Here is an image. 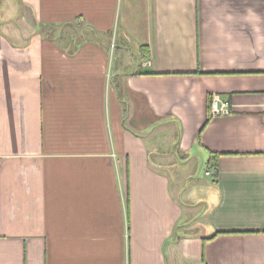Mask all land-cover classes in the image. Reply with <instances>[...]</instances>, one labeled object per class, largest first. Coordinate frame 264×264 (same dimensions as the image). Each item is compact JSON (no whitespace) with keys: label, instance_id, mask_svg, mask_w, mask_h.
<instances>
[{"label":"crops","instance_id":"0c3cea01","mask_svg":"<svg viewBox=\"0 0 264 264\" xmlns=\"http://www.w3.org/2000/svg\"><path fill=\"white\" fill-rule=\"evenodd\" d=\"M0 264H264V0H0Z\"/></svg>","mask_w":264,"mask_h":264},{"label":"rangeland","instance_id":"374dc122","mask_svg":"<svg viewBox=\"0 0 264 264\" xmlns=\"http://www.w3.org/2000/svg\"><path fill=\"white\" fill-rule=\"evenodd\" d=\"M120 61V53L116 52L113 58V64L115 68L117 66L121 67V73L123 74L133 72L137 69L138 63H132L131 59H128L127 63H120ZM172 134L173 132L168 129L156 133L154 138L160 142L161 149L168 148L169 143L175 139V137H172ZM148 142L151 143L152 140L148 139ZM187 160L188 162H186ZM207 172L208 159L204 154L198 153L197 151L189 153L187 157L181 159L180 162L178 161L177 169L170 172L174 195L178 200L180 199L183 202L186 200L197 205L193 211L194 215L202 211L204 207L202 201L207 198L213 188L211 177L207 175ZM181 188L183 189L182 193L180 191Z\"/></svg>","mask_w":264,"mask_h":264},{"label":"trees","instance_id":"16d2710c","mask_svg":"<svg viewBox=\"0 0 264 264\" xmlns=\"http://www.w3.org/2000/svg\"><path fill=\"white\" fill-rule=\"evenodd\" d=\"M222 156V154H211L210 156V160L208 162V169H213V168H217L218 166V160L219 158ZM217 235L211 237L212 238H215ZM210 239V238H209ZM208 239H204V241H206Z\"/></svg>","mask_w":264,"mask_h":264},{"label":"built area","instance_id":"2783aa9c","mask_svg":"<svg viewBox=\"0 0 264 264\" xmlns=\"http://www.w3.org/2000/svg\"><path fill=\"white\" fill-rule=\"evenodd\" d=\"M220 103H221L220 99L219 98H215L214 101H213V109L217 110V108L219 107ZM226 106H228V105L226 104Z\"/></svg>","mask_w":264,"mask_h":264}]
</instances>
